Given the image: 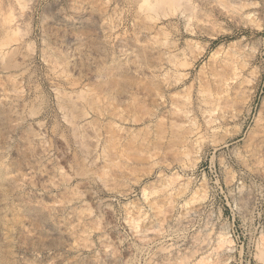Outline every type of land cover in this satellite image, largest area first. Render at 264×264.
Returning <instances> with one entry per match:
<instances>
[{
  "label": "rangeland",
  "instance_id": "rangeland-1",
  "mask_svg": "<svg viewBox=\"0 0 264 264\" xmlns=\"http://www.w3.org/2000/svg\"><path fill=\"white\" fill-rule=\"evenodd\" d=\"M0 264H264V0H0Z\"/></svg>",
  "mask_w": 264,
  "mask_h": 264
},
{
  "label": "bare ground",
  "instance_id": "bare-ground-1",
  "mask_svg": "<svg viewBox=\"0 0 264 264\" xmlns=\"http://www.w3.org/2000/svg\"><path fill=\"white\" fill-rule=\"evenodd\" d=\"M206 25V24H205ZM12 57V56H11ZM10 63V62H9ZM69 98V97H68ZM19 115V114H18ZM15 122V121H14ZM87 146V145H86ZM230 244V243H229ZM221 249V248H220ZM162 252V251H161ZM215 262V261H214Z\"/></svg>",
  "mask_w": 264,
  "mask_h": 264
}]
</instances>
